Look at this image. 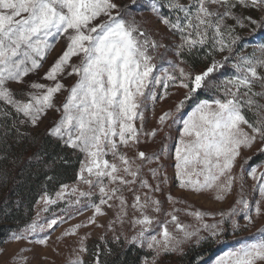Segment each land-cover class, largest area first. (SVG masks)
<instances>
[{
  "label": "snow or ice",
  "instance_id": "snow-or-ice-1",
  "mask_svg": "<svg viewBox=\"0 0 264 264\" xmlns=\"http://www.w3.org/2000/svg\"><path fill=\"white\" fill-rule=\"evenodd\" d=\"M131 5L136 6L137 0H131ZM210 5L223 11L214 10ZM160 7L183 13V16L177 15L175 21L170 20L160 13ZM236 8L258 11L260 19L252 16L241 18L234 14ZM150 10L170 30L179 33L177 56L193 55L197 47H204L210 42L213 51L227 52L228 55L222 61L213 58L201 72L171 65V71L164 69L163 76H157L153 53L164 46L153 40L134 18L125 19L131 13L128 5L121 6L116 0H0V117L7 119L13 116L12 128L23 135L17 124L38 127L49 110H53L60 115L46 134L84 157L77 180L88 190L72 187L69 193V186L64 184L55 198L45 193L41 196L44 211L71 194L77 198L69 201V206L86 201L85 206L93 209L88 223L95 224L98 216L106 215L103 206L112 208L113 204L109 201L118 200L120 212L117 219L123 222L121 217L127 215L128 205L121 194L122 187L139 182L141 188L159 192L161 186L157 184L153 188L141 176L144 162L160 159L157 153L148 156L143 151H137L136 158L140 163H136L121 148H136L141 134L155 137L169 120L173 124H182L174 156L179 187L195 193L215 189L217 200H224L225 194L232 190L236 179L232 170L241 150L251 149L257 140L264 145V104L257 99H264V75L258 71L264 69V42L259 43L256 49L261 56L257 57L255 53L251 57L240 56L238 62L232 65L236 74L221 82L222 99L216 98L211 102L200 100L187 118H180L186 102L192 101L200 91L221 90V85L213 81V74L225 67L234 53V47L242 40L234 34L235 27L222 30L225 18L233 19L240 27H245L246 20L254 26V34L264 32V0H194L192 5L183 4L180 0H166V3L158 5L153 0ZM61 39L65 41V49L41 77L51 83L27 81L26 77L44 67L49 53ZM181 63L186 62L182 60ZM73 76L75 82L71 86L62 82L63 78ZM13 83L21 85L19 91L13 90L10 86ZM170 84L187 90L184 99L175 105V115L171 110L163 112L158 118L161 127L143 132V109L147 102L150 100L154 104L157 99L167 96L165 92L164 96L158 97L154 87L162 85L167 89ZM256 84L261 91H254ZM63 92L67 95L58 106L56 96ZM245 108L255 111L257 118L254 122L246 119L243 114ZM242 125L251 129V134ZM165 151L164 147L160 149L161 153ZM257 151L264 154V147ZM109 155L111 161L107 158ZM149 171L153 178L160 177L159 169ZM248 175L256 182L254 190L264 200V172L258 175L257 169L252 167ZM240 179L243 180V175ZM161 183H167V177ZM95 189L99 193L98 203L93 200ZM168 200L180 202L171 196ZM132 207L141 213L133 221L134 225L140 226V231L126 243L141 247L146 243L154 253L151 264H156L162 254H183L182 245L193 239L197 245L218 240L226 230L222 226L229 220L232 229L239 230L240 225L233 219L238 210L243 213L242 218L248 225L253 223V216L249 214L253 207L255 216L264 215L261 201L253 205L241 198L229 211L219 213L221 219L218 222L203 223L202 228L189 230L190 226L181 223L175 214L180 210L173 209V212L167 213L170 220L162 223L158 235H146L154 223L161 222L145 214V209L151 207L154 212L160 213L161 201L147 194L141 201L140 195H136ZM188 214L201 221L206 215L200 211ZM62 220L63 217L52 218L46 224L33 220L19 233L13 231L10 239H27L28 234L53 229ZM169 223L174 225L179 236L169 231ZM83 226L86 225L76 224L63 235H73ZM202 230L207 235H201ZM257 231L258 239L226 252L215 260V264H264V228ZM115 239L119 241V237ZM36 243L47 245L48 240L42 238ZM80 251H87L83 241ZM20 264H26L25 258H20ZM71 264L84 262L77 257ZM94 264H101V261L97 258ZM145 264L148 262L145 261Z\"/></svg>",
  "mask_w": 264,
  "mask_h": 264
},
{
  "label": "rangeland",
  "instance_id": "rangeland-1",
  "mask_svg": "<svg viewBox=\"0 0 264 264\" xmlns=\"http://www.w3.org/2000/svg\"><path fill=\"white\" fill-rule=\"evenodd\" d=\"M116 2L121 6L128 5L130 7L131 13L129 16H126L125 19L131 20L134 18L137 24H139L143 30H146L153 40L164 46L157 49V51L153 53V62L156 65L155 75L163 76L164 69H169V71H171V65L186 67L187 70H191L193 72H201L204 70L206 66H202L197 70L192 69L182 57L176 55V46L180 43V35L174 30H170L161 22V19L158 18L155 13L151 12L150 5L153 0H137V5L134 7L131 5V0H116ZM156 2L159 5L166 3V0H156ZM180 2L186 5H192L194 0H180ZM210 7L214 10L223 11V9H220L215 5H210ZM159 11L168 19L173 21H175L177 15H180L181 17L183 16V13L172 12L166 7H160ZM233 11L235 15L240 16L241 18L244 16H252L253 18L259 20L261 16L258 11L249 9L236 8ZM244 24L245 27H240L236 25L235 21L231 18H225L223 22L222 30L227 31L229 26L235 27L234 34L242 37V40L234 47L233 55L225 65V67L232 70L234 69L232 65L238 62V58L240 56L251 57L253 53H255L257 57L261 56V53L256 49L259 43L264 42V32H257L254 34L252 31L254 26L248 24L246 20L244 21ZM65 47V41L61 39L56 44L55 48L49 53L48 58L44 63V67L37 73L30 74L26 77V80L29 82L36 81L39 83L50 84V81L43 80L41 77L51 66L52 62L62 53ZM201 48L202 50H206L207 56H205V61L212 60L213 58L217 61H222L223 57L228 55L227 52L220 53L218 51H213L211 42ZM182 60L186 63H181ZM73 62H76L75 58L73 59ZM258 71L264 75V69H258ZM176 75H178V72ZM232 76L233 75L226 76L224 80L231 78ZM222 81L214 82L221 85ZM62 82L66 86H71V84L75 82V77L63 78ZM176 83L178 84V81ZM10 86L16 91H19L21 88V85L15 83ZM153 90L156 92L158 97L164 96L165 92H167V96L164 99H157L154 104L150 100L147 102V106L143 109L145 117L143 132H150L154 128L161 127L158 125V118L163 112L171 110L175 115V105L184 99L187 91L186 89L179 88L175 84H170L167 89H165L162 85H156ZM254 91H261L259 84L254 85ZM217 92L221 95V98L224 97L222 85L221 90ZM66 95L67 92L57 94L56 103L58 106L62 104ZM257 99L261 104H264V99L259 97H257ZM207 100L211 102L214 99ZM194 106L195 104L192 105L191 108H187L186 104L180 114V118H187V115L191 112ZM244 110L246 113L247 111L250 113L249 117L251 119L253 118L254 120L252 122H254L257 118L255 111L247 108ZM243 114L245 115V113ZM59 115V113L49 110L46 117L43 119V122L35 128L30 125L17 124L19 132L23 135H19L15 129L12 128V124L14 122L13 116H9L7 119L0 117V194L5 188L6 179L4 170L9 159L15 151L32 147L34 145L36 135L40 131L47 130L51 127L52 123L59 118ZM20 118L22 119L23 117ZM139 124L140 122L137 121L138 126ZM242 127H244L245 131H248L251 134V129H249L246 125H242ZM181 132L182 124H173L172 121L169 120L164 126H162V130L157 132L155 137H147L141 134L140 143L136 148H121V151L125 152L128 157L135 160L136 163H140V161L136 158L137 151H143L148 156H151L153 153H157L160 156V159L158 161L153 160L151 163L144 162L141 170V176L143 179H146L148 183L153 186V188L157 184H160L161 186V191L159 192H153L147 188H141L139 182L135 185L122 187L121 194L125 197L128 205L126 209L127 215H122L121 217L123 222L117 219V215L120 212L118 200L109 201L110 204H113V207L108 208L106 205L103 206L106 215L98 216L95 224H89L88 220L89 217L93 215V209L85 206L86 201L82 202L80 205L72 203L71 206H69L68 202L75 201L77 198L76 196L69 194L66 195L65 200L58 201V203L54 205H49L48 211H44L43 209L45 206L40 197L35 206L33 220H36L38 224H46V222L52 218L63 217L62 222H59L53 229L28 234V238L24 240L16 241L10 239V237L6 240H0V264H20L21 257L25 258L26 264H71V262L77 259V257H79L84 264H94L97 259L96 251H99L100 247L103 245L107 246L109 243L114 245H120L121 243L128 245L129 243H126V240H131L133 236H136L139 233L140 226L133 224L134 219L139 218L141 215L138 210L132 207L136 195H140L141 201L145 199V194L161 201L162 211L160 213L154 212L151 207L145 209V214L152 216L155 221L161 222V224L154 223L151 231L146 233V235H158L161 231L162 223L170 220L167 213L173 212V209L180 210L175 212V214L179 217L181 223L190 226L189 230L202 228L203 223L212 224L218 222L221 219L219 213L229 211L236 205V201L241 198L247 199L253 205L254 202L261 201V207L264 209V200H262L258 191L254 190L253 187L256 182L248 175V172L252 167L257 169L258 175L259 173L264 172V162L252 164L250 163V160L247 159L258 153L257 150L259 148L264 147L259 140H257L251 149L241 150V155L237 158L236 165L232 170V175L236 177L232 190L225 194L224 200H217L215 198V189L195 193L179 187V182L175 177L174 156L175 148L179 143ZM162 147L166 148V151L163 153L160 152ZM107 158L110 161L112 160L111 155ZM246 160L247 163H245ZM241 165H243V171L241 170ZM153 168L159 169V178L152 177L149 170ZM241 175H243V180L240 179ZM164 177H167V183H161V180ZM105 183L107 184L108 182L105 181ZM66 184L69 186V193L71 192L72 187H77L81 191L88 190L87 186L79 183L77 179ZM61 186L56 192L61 190ZM114 186L115 185H109V187ZM93 191V200L98 203V189ZM56 192L47 194L52 198H55ZM169 196L180 202H170L168 200ZM237 208L239 209V206H237ZM65 209H67V211H65ZM194 211L206 213L202 221L197 220L194 216L188 214ZM37 213H39V217L37 216ZM249 214L253 216V223L250 225H248L247 221L242 218L243 213L239 212V210L237 215L233 217V219H235L240 225L239 230L232 229L230 220L222 226L226 229L224 232H230L231 237L225 250L214 256L206 264H215V260L223 256L226 252L240 247L242 243H251L254 242L255 239L259 238L257 230L264 228V215L259 217L255 216L254 207L250 210ZM76 224L86 226L79 228L73 235H63L66 230L71 229ZM168 228L169 231H172L174 234L178 236L180 235L175 232L174 225L171 223L168 224ZM200 234L207 235V233L203 230ZM116 237H119L118 242L115 239ZM42 238H47V245H40L36 243L37 240ZM81 241H83V245L87 249L85 252L80 251ZM196 245L195 239L182 245L183 254L188 248ZM137 246L143 248L148 255L143 258L144 263L147 261L148 264H151L154 253L147 248L146 243L143 247L138 244ZM183 254H162L157 259L156 264H178V260L182 258Z\"/></svg>",
  "mask_w": 264,
  "mask_h": 264
},
{
  "label": "trees",
  "instance_id": "trees-1",
  "mask_svg": "<svg viewBox=\"0 0 264 264\" xmlns=\"http://www.w3.org/2000/svg\"><path fill=\"white\" fill-rule=\"evenodd\" d=\"M205 56L206 50L197 47L193 55L184 54L182 58L192 69L197 70L211 63L212 60H204ZM235 74L234 69L224 67L213 74V81H222L226 76ZM216 98H221L216 90H202L192 101L186 103L187 108H191L198 100ZM243 113L251 122L254 120L249 117L248 111L246 113L243 110ZM82 160V154L74 153L73 150L62 146L60 142L48 136L46 130L36 135L32 147L15 151L4 170L6 183L0 194V240L8 239L13 231L19 233L31 224L38 199L45 193L56 192L62 184L75 181ZM263 162L264 154L260 153H256L250 159L252 164ZM230 237L229 231L224 232L214 242H203L188 248L178 260V264L208 263L225 250ZM147 256L143 248L123 243L120 245L109 243L96 251V258L101 264H145L143 258Z\"/></svg>",
  "mask_w": 264,
  "mask_h": 264
}]
</instances>
